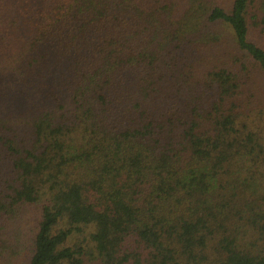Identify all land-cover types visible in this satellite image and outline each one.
<instances>
[{
    "label": "trees",
    "instance_id": "trees-1",
    "mask_svg": "<svg viewBox=\"0 0 264 264\" xmlns=\"http://www.w3.org/2000/svg\"><path fill=\"white\" fill-rule=\"evenodd\" d=\"M22 244L264 264V0H0V264Z\"/></svg>",
    "mask_w": 264,
    "mask_h": 264
},
{
    "label": "rangeland",
    "instance_id": "rangeland-1",
    "mask_svg": "<svg viewBox=\"0 0 264 264\" xmlns=\"http://www.w3.org/2000/svg\"><path fill=\"white\" fill-rule=\"evenodd\" d=\"M30 224H32V221L30 222ZM32 252H33L32 247H30L29 245L22 244L16 264H28L29 259L32 256Z\"/></svg>",
    "mask_w": 264,
    "mask_h": 264
}]
</instances>
